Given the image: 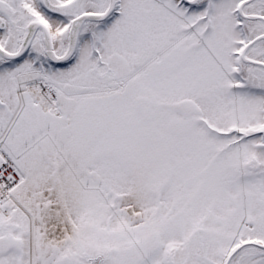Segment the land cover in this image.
I'll list each match as a JSON object with an SVG mask.
<instances>
[{"label":"snow or ice","instance_id":"1","mask_svg":"<svg viewBox=\"0 0 264 264\" xmlns=\"http://www.w3.org/2000/svg\"><path fill=\"white\" fill-rule=\"evenodd\" d=\"M0 264H264V0H0Z\"/></svg>","mask_w":264,"mask_h":264}]
</instances>
